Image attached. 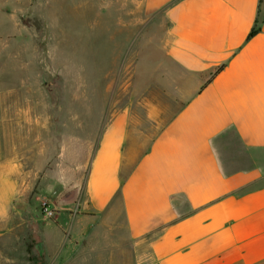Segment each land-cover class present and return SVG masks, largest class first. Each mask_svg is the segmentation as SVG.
<instances>
[{
  "label": "crops",
  "instance_id": "1",
  "mask_svg": "<svg viewBox=\"0 0 264 264\" xmlns=\"http://www.w3.org/2000/svg\"><path fill=\"white\" fill-rule=\"evenodd\" d=\"M142 8L163 32L147 85L105 107L77 213L41 221L48 264H264V0ZM12 159L0 135V223Z\"/></svg>",
  "mask_w": 264,
  "mask_h": 264
},
{
  "label": "rangeland",
  "instance_id": "2",
  "mask_svg": "<svg viewBox=\"0 0 264 264\" xmlns=\"http://www.w3.org/2000/svg\"><path fill=\"white\" fill-rule=\"evenodd\" d=\"M143 0H0V135L19 186L0 223V264H48L44 219L77 213L100 120L147 85L163 32ZM156 24L164 27L162 16ZM120 87V94L117 91ZM26 110L27 120H24Z\"/></svg>",
  "mask_w": 264,
  "mask_h": 264
},
{
  "label": "trees",
  "instance_id": "3",
  "mask_svg": "<svg viewBox=\"0 0 264 264\" xmlns=\"http://www.w3.org/2000/svg\"><path fill=\"white\" fill-rule=\"evenodd\" d=\"M259 19H264V12L262 11V8H260L259 10ZM258 21L257 24L255 25V27L253 28V30L250 33V36H253L254 34L257 33V31H259V27H258Z\"/></svg>",
  "mask_w": 264,
  "mask_h": 264
}]
</instances>
